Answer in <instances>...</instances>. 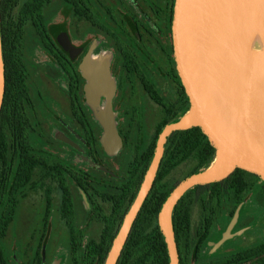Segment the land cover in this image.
Returning <instances> with one entry per match:
<instances>
[{
	"label": "rangeland",
	"instance_id": "374dc122",
	"mask_svg": "<svg viewBox=\"0 0 264 264\" xmlns=\"http://www.w3.org/2000/svg\"><path fill=\"white\" fill-rule=\"evenodd\" d=\"M85 1L103 28L63 0H51L42 10L48 34L78 76L75 103L68 74L45 49L29 16L21 15L19 39L16 29L10 33L20 45L30 104L25 106L29 122L23 157L18 159L9 133L0 144V264H74L75 259L78 264H96L100 237L119 225L124 191L138 172L135 165L140 168L141 156L170 123L137 76L124 69L115 38L168 106L179 98L170 39L173 0ZM109 136L114 139L110 144ZM185 150L181 148L176 159ZM196 153L159 181L161 192H170L190 174ZM65 188L73 203L71 219L65 215ZM100 194L121 200L114 205ZM183 205L189 216L187 264H213L264 241V190L257 180L251 179L231 228L233 204L221 197L211 206L210 232L199 254L205 217L200 192L191 191ZM228 230L230 237H225ZM147 250L142 245L131 264H152L155 256L141 260Z\"/></svg>",
	"mask_w": 264,
	"mask_h": 264
},
{
	"label": "water",
	"instance_id": "95a60500",
	"mask_svg": "<svg viewBox=\"0 0 264 264\" xmlns=\"http://www.w3.org/2000/svg\"><path fill=\"white\" fill-rule=\"evenodd\" d=\"M263 20L264 0L172 1V56L189 109L158 134L151 162L112 239L104 264L117 263L132 224L152 188L166 139L173 132L199 129L214 148L215 158L207 169L180 181L159 209L157 224L169 264H180L172 212L188 190L223 181L236 170L264 182V48L254 52L247 62H241L248 40ZM4 90L0 39V111ZM109 137L110 144L114 139ZM235 220L236 215L229 228ZM225 237H230L229 230Z\"/></svg>",
	"mask_w": 264,
	"mask_h": 264
},
{
	"label": "trees",
	"instance_id": "16d2710c",
	"mask_svg": "<svg viewBox=\"0 0 264 264\" xmlns=\"http://www.w3.org/2000/svg\"><path fill=\"white\" fill-rule=\"evenodd\" d=\"M51 0H0V39L2 50V62L4 65V79L5 90L3 95V103L0 111V144L5 141L6 134H10L14 140L17 157H23L25 149V130L28 126V119L25 115V106L30 104L29 93L27 89V79L23 67L19 59L20 45L18 40L10 35L11 30L16 29L14 34L20 38L21 15L25 13L31 19L32 24L36 30L37 35L43 42L45 49L52 55L56 62L63 68L69 76L70 86L69 93L75 102V94L77 91L78 76L74 73L68 58L56 46L50 35L48 34L43 17V7ZM69 3L76 13H81L87 16L93 23L103 28L102 24L97 22L92 16L90 7L85 0H63ZM172 6V5H171ZM172 10V8H170ZM111 14V11L107 9ZM171 20V14H170ZM115 38V37H114ZM117 43L121 46L123 57L126 66L134 71L139 77L146 92L157 104L165 109V116L168 123H173L185 115L189 109L187 97L185 96L183 88L180 86V96L176 103L167 106L159 97L153 87L143 77L139 71L135 60L131 56L126 47L123 46L115 38ZM176 71V70H175ZM174 71V72H175ZM177 74V73H176ZM179 81V80H178ZM180 83V82H179ZM154 145L146 151L140 160V168L135 165L138 172L135 174L132 186L125 189V207L123 215L119 218V225L115 230L109 232L107 237L103 234L100 237L97 246L96 264H104L106 255L110 249L112 239L117 233L122 222L123 216L129 209L133 202L139 186L142 182L144 173L146 172L154 153ZM185 147L179 159L176 155L181 148ZM195 151L196 165L191 170L190 174L196 173L200 170L207 169L214 161L215 150L209 144L206 136L197 128H191L185 131H177L170 134L164 145V154L159 164L155 180L152 188L143 202L122 248L121 254L116 264H131L139 248L145 244L148 250L141 258L142 261L147 262L152 256H155L152 264H169V258L166 250L164 238L160 233L157 224V215L159 209L168 196V193L161 192L158 189L159 181L165 177L180 161L190 157ZM4 162V161H3ZM188 175V176H189ZM251 179L257 180L264 190V182L260 181L256 176L250 175L246 172L236 170L228 178L223 181L196 186L188 190L180 201L175 206L172 212V223L175 234V241L179 254L180 264H187L186 251L189 241V216L184 210L183 202L185 197L193 190H197L201 194V206L205 212L203 226L199 234L197 243V254L206 245L212 223L211 206L221 197H224L228 202L233 204L234 210L232 215H236L235 209L243 205V198L245 192L248 190ZM66 198L64 199L65 215L71 219V201L67 190L64 191ZM104 199H111L114 205L117 200L121 198L104 196ZM4 214L0 219V230L4 225ZM70 233L72 235V245H74L73 227L70 226ZM74 264H78L76 259ZM213 264H264V241L252 247L242 249L235 252L231 257L216 261Z\"/></svg>",
	"mask_w": 264,
	"mask_h": 264
},
{
	"label": "flooded vegetation",
	"instance_id": "af4514ba",
	"mask_svg": "<svg viewBox=\"0 0 264 264\" xmlns=\"http://www.w3.org/2000/svg\"><path fill=\"white\" fill-rule=\"evenodd\" d=\"M171 8H172V6H171ZM170 14H171V9H170ZM124 46V45H123ZM124 47H126V46H124ZM127 48V47H126ZM121 52H122V50H120ZM129 51V50H128ZM130 52V51H129ZM123 54V53H122ZM131 54V53H130ZM132 56V55H131ZM133 57V56H132ZM124 58V57H123ZM134 59V58H133ZM69 60V59H68ZM135 60V59H134ZM70 62V61H69ZM135 63L137 64V66H138V69H139V71L143 74V77L148 81V83L153 87V89L156 91V89H155V87L153 86V84L149 81V79L147 78V76L145 75V73L141 70V68L139 67V65H138V63L136 62V60H135ZM124 69L126 70V71H131V72H133L136 76H137V78L139 79V81H140V84H141V86H142V89L144 90V92H145V94L150 98V96L148 95V93L146 92V90H145V88H144V86L142 85V82H141V80H140V77L134 72V71H132L128 66H126V64H125V60H124ZM100 76V72L98 71V72H96V77H97V79H98V77ZM179 80V79H178ZM79 82V81H78ZM78 82H77V90H78ZM179 85L181 86V84L179 83ZM69 86H70V81H69ZM99 88H101V92H102V94H106V90H105V88L104 87H102L101 85H99ZM103 88V89H102ZM180 89V88H179ZM156 93L159 95V93L156 91ZM179 96H180V92H179ZM159 97L163 100V98L159 95ZM72 99V98H71ZM150 99H152V98H150ZM153 100V99H152ZM73 101V100H72ZM154 101V100H153ZM188 101V100H187ZM75 102H76V94H75ZM74 102V103H75ZM155 102V101H154ZM163 102L165 103V101L163 100ZM156 103V102H155ZM157 104V103H156ZM166 104V103H165ZM158 106H160L159 104H157ZM167 106H168V104H166ZM189 105V104H188ZM162 109H163V111H164V114H165V109L162 107V106H160ZM78 112H79V114L80 115H82V111L80 110V109H78ZM166 117V116H165ZM157 139V138H156ZM155 146V145H154ZM146 151H148V150H146ZM143 155H144V153H143ZM143 155L141 156V158L140 159H142V157H143ZM80 184L82 185L83 184V182L82 181H80ZM82 188V190L84 189V193H86V189L84 188V186L83 187H81ZM65 190H67V192H68V195H69V198H70V201H71V210H72V208H73V203H72V198H71V195L69 194V190H68V188H65L64 189V191ZM64 195H65V193H64ZM104 196H108V195H105V194H100L99 195V197L103 200V201H106V200H111V199H104ZM111 197H113V196H111ZM66 198V196L64 197V199ZM64 201V200H63ZM111 201H113V200H111ZM114 202V201H113ZM72 215H73V211H72ZM1 219V218H0ZM3 221H4V219H3Z\"/></svg>",
	"mask_w": 264,
	"mask_h": 264
},
{
	"label": "bare ground",
	"instance_id": "6f19581e",
	"mask_svg": "<svg viewBox=\"0 0 264 264\" xmlns=\"http://www.w3.org/2000/svg\"><path fill=\"white\" fill-rule=\"evenodd\" d=\"M264 48V20L258 25L251 35L244 49L241 62L245 63L254 52H258Z\"/></svg>",
	"mask_w": 264,
	"mask_h": 264
}]
</instances>
